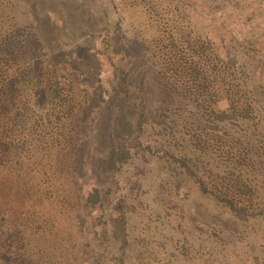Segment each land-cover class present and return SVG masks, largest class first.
<instances>
[{
	"label": "rangeland",
	"instance_id": "rangeland-1",
	"mask_svg": "<svg viewBox=\"0 0 264 264\" xmlns=\"http://www.w3.org/2000/svg\"><path fill=\"white\" fill-rule=\"evenodd\" d=\"M0 5L9 15L0 50L13 44L12 59L4 55L10 74L29 72L17 89L5 73L0 83V193L27 234L26 263L96 264L103 254L105 264H264V0ZM61 50L78 59L86 50L83 71L52 61ZM127 73L137 99L124 96ZM122 104L143 122L142 145L131 163L102 173L94 165L107 147L98 146ZM80 178L85 189L108 192L105 215L125 210L126 243L109 218L79 226ZM228 198L245 209L238 215ZM22 250L10 249L5 263L21 264Z\"/></svg>",
	"mask_w": 264,
	"mask_h": 264
},
{
	"label": "trees",
	"instance_id": "trees-1",
	"mask_svg": "<svg viewBox=\"0 0 264 264\" xmlns=\"http://www.w3.org/2000/svg\"><path fill=\"white\" fill-rule=\"evenodd\" d=\"M8 16L9 15L7 14L6 10L2 8V6L0 5V24L2 23V19L7 18ZM12 47H13V44L11 46L9 45L8 48L6 46L5 47L6 51L4 52H2L4 48L0 50V83H2V77H4L3 73H5V77L6 78L8 77L9 79L7 83L8 89L14 90V89H17L16 85L20 83L19 78H22L26 74L28 76L29 72L27 73L24 70L23 72L16 74L14 77L10 74L11 70L9 68L8 62L5 59L4 55L7 54V51H9L10 53L9 59H12L13 52H10L9 50ZM33 49L35 50L37 48H34V46H31L30 50H33ZM25 50L26 52L28 51V49H25ZM79 55L80 57H82L81 59L76 58L73 52L71 51H65V50L55 51L53 52V55H52V61H55L56 64H59L66 68H70L76 72H82L83 68L81 66V60L86 58V56L89 54L86 50H82ZM209 63L210 62L207 61L208 65ZM204 64L206 66V70L208 71L207 69L208 65H206L205 62ZM214 67L215 65L213 66L212 71H216V70H213ZM41 69L43 68L40 67V70ZM198 70L200 71L199 66L193 65L190 68L189 74H191L193 77L199 78L200 74ZM220 73H223V72L220 71L219 74ZM128 74L129 73H127L125 76L126 78H124V81H125L124 82L125 84L124 85V96L130 99L132 95L134 96L133 94L134 88L132 87L133 85L132 76L130 78L129 77L130 74L129 75ZM34 75H41V72L34 71L33 76ZM208 79H209L208 77L204 78L205 81H208ZM53 84H54V92H56L57 96H61V91H60L61 82L59 80H56L55 82H53ZM230 96L231 95L228 92V94H226L225 97H230ZM138 97H139L138 95L134 96L135 99H137ZM2 99H5V98H2ZM134 106L138 108L136 103H134ZM108 107H109V104H108ZM222 112L224 113V111ZM132 115L133 114L131 111L128 110V107L125 104H122L115 118L114 124L110 127L108 138L102 141V146H98L99 150H102V148L100 147H107L106 153L98 157L95 161L94 166L98 168L100 172L116 173L120 169H122L124 165L131 163L135 159V154L136 152L138 153L139 146L142 145L141 133L143 130L142 129L143 122L140 121L139 123H136L134 119L132 118L133 117ZM140 116H142L145 119L146 117H148V111L146 109L143 110ZM174 157L178 161L181 162L180 163L181 166L187 168V170L191 172L192 174L195 173L196 170H194V168L191 166L190 157H188L187 155H181L179 157L174 156ZM81 161H82L81 164H84V161H85L84 156H82ZM80 175L84 177L82 174ZM80 179L81 180L79 179L77 180L78 190H79L78 192L80 193V197H81L79 207H78V217H77L79 221V226H81V221L82 223H85L87 221L88 223H91V221L95 219L96 222L98 223L99 218H104V219L109 218L111 220V224L113 227L114 237L121 239L122 241L126 243L127 241V230H126L127 222L126 220L127 219H126L125 210L121 209L120 213L114 217L111 216V213L105 215L106 203H108L110 199L108 192L102 190V186L97 185V184H91V185L88 184L89 185L88 188L85 189V184L82 183L83 181L82 178ZM242 183L246 188L248 189L250 188V185L247 182L243 181ZM2 185H3L2 181L0 180V191L3 190L1 187ZM201 187L204 191H208V189H210L209 186L206 185L203 180H201ZM213 192L217 194L216 191H213ZM34 197H35V201L39 200L43 202L42 194L35 195ZM24 201H26L25 198H24ZM57 201L60 203L64 202V200H62L61 198H59ZM228 201H229L228 203L231 206V208L235 210L238 215L240 214V212L243 211L242 209H245V206L243 205L238 206L237 203L234 202L233 198H228ZM30 205L32 206L31 203ZM40 205H41L40 203H35L31 207V209L34 212L40 213L38 209ZM83 208H88V212H82L81 210ZM93 210H98L100 214L98 216H95ZM15 212L13 211L11 202L4 197V193H0V220H1L0 225L3 226L6 231L0 234V248L3 249V252H1V258L4 260L2 264H6L5 261L7 262L10 260V256H9L10 249H12L13 251H16V248H23L22 250L23 257H20L18 255L17 257L21 259V264H28L24 261V259L28 258L30 255L27 254V242L23 241L24 238L27 236V234L24 232V230L18 231L19 229H22L23 225H20L18 223V215H19L18 212H16L17 217L14 220L12 219L13 216H15ZM101 223H103V221ZM84 231L86 233L89 232L88 230H84ZM95 263L105 264L103 254L99 255L96 258Z\"/></svg>",
	"mask_w": 264,
	"mask_h": 264
}]
</instances>
